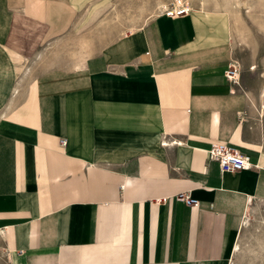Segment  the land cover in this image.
I'll use <instances>...</instances> for the list:
<instances>
[{
	"label": "crops",
	"instance_id": "1",
	"mask_svg": "<svg viewBox=\"0 0 264 264\" xmlns=\"http://www.w3.org/2000/svg\"><path fill=\"white\" fill-rule=\"evenodd\" d=\"M203 1L0 0V264H235L264 90L228 82L238 23ZM220 143L251 167L221 174Z\"/></svg>",
	"mask_w": 264,
	"mask_h": 264
},
{
	"label": "rangeland",
	"instance_id": "2",
	"mask_svg": "<svg viewBox=\"0 0 264 264\" xmlns=\"http://www.w3.org/2000/svg\"><path fill=\"white\" fill-rule=\"evenodd\" d=\"M207 1L211 5H214L217 1L218 3L226 4L229 1L228 7L231 6L230 9L238 16V31H240L237 32L240 39L237 51L232 45L234 59H236L240 64L241 73H246L252 84H254L257 88L264 90V0H232L231 2L230 0ZM156 13L158 12H153L152 15ZM236 25L234 27L235 30L237 29ZM250 68H252V70H250ZM262 223H264V214H259L250 219V226L248 225L245 229L246 232L244 230V233L242 234L244 237L241 239V251L233 258V262L235 264H249L250 261L254 259L263 258L264 224ZM248 239L250 243L247 241ZM248 244L249 246H247Z\"/></svg>",
	"mask_w": 264,
	"mask_h": 264
},
{
	"label": "built area",
	"instance_id": "3",
	"mask_svg": "<svg viewBox=\"0 0 264 264\" xmlns=\"http://www.w3.org/2000/svg\"><path fill=\"white\" fill-rule=\"evenodd\" d=\"M191 11V8L187 6L186 2H182L175 7H168L164 10L163 15L170 18H175L183 15H187ZM241 66L236 59H233L228 65V69L225 72V77L229 83L236 84L240 79ZM64 140H60V144H64ZM208 158L215 161L218 164L221 174L224 173H236L246 170L251 167L249 157L241 154L235 148L220 143L214 144L207 151ZM177 199L182 201L186 206H197L198 201L191 198L186 193H180Z\"/></svg>",
	"mask_w": 264,
	"mask_h": 264
},
{
	"label": "bare ground",
	"instance_id": "4",
	"mask_svg": "<svg viewBox=\"0 0 264 264\" xmlns=\"http://www.w3.org/2000/svg\"><path fill=\"white\" fill-rule=\"evenodd\" d=\"M232 0H230V2H231ZM233 1H235V0H233ZM227 2V1H226ZM202 3H205L203 0H202ZM228 3H229V1L227 2V4L226 3H218V1L217 2H215L214 3V6L215 7H217V8H221V9H224L225 11H227V12H229L231 15H232V28H233V30H235L234 29V27H235V25L238 23V16H237V14L235 13V12H233L231 9H230V7L231 6H229L228 7ZM233 3V2H232ZM235 4V3H234ZM229 5H231V4H229ZM238 7V6H237ZM235 8V7H234ZM234 8H233V10H234ZM238 9V8H237ZM161 11V10H160ZM250 13V12H249ZM264 28V27H263ZM249 217H248V215H246L245 216V218H244V222H243V224H242V227H241V230H240V233H239V237H238V241H237V243H236V245H235V254H237V253H240V251H241V239H242V237H244V235L242 236V234L244 233L243 231L248 227V225H249ZM263 219V218H262ZM251 224V223H250ZM262 224H264V223H262ZM250 226V225H249ZM260 226V225H259ZM252 227V226H251ZM251 227H250V229H251ZM256 228V227H255ZM249 230V229H248ZM257 230V229H256ZM250 231V230H249ZM245 232H246V230H245ZM248 233V232H247ZM246 233V234H247ZM251 233V232H250ZM259 234H261V233H259ZM255 235H258V234H255ZM249 238V237H248ZM250 239V238H249ZM249 239L247 240L248 242H249ZM254 239H255V237H254ZM261 239V238H260ZM252 240V239H251ZM262 240V239H261ZM254 241V240H253ZM263 241V240H262ZM243 242V241H242ZM244 243H246V242H244ZM250 243V242H249ZM251 244H253V243H251ZM245 245V244H244ZM262 245V244H261ZM260 245V246H261ZM246 246V245H245ZM247 246H249V244L247 245ZM243 247V246H242ZM259 247V246H258ZM254 248V247H253ZM263 249V248H262ZM244 250V249H243ZM242 250V251H243ZM256 252V251H255ZM261 253H263V252H261Z\"/></svg>",
	"mask_w": 264,
	"mask_h": 264
}]
</instances>
